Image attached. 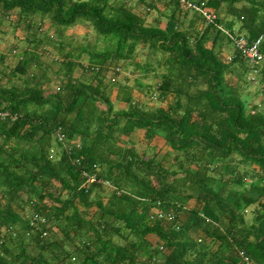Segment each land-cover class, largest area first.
<instances>
[{
    "label": "trees",
    "instance_id": "trees-1",
    "mask_svg": "<svg viewBox=\"0 0 264 264\" xmlns=\"http://www.w3.org/2000/svg\"><path fill=\"white\" fill-rule=\"evenodd\" d=\"M155 1L137 4L165 22L146 24L127 0H0L1 18L14 13L26 29L45 16L57 27L87 23L114 41L103 51L63 54L53 92H45L47 69L33 50L16 54L12 75L26 77L24 85L0 82V111L8 112L0 118V264H241L239 250L264 264V65L253 105L237 92L241 82L252 84L247 61L235 49L229 60L220 56L224 34L201 16L200 30L185 26L183 11L197 13L179 0L164 3L173 6L166 15ZM207 7L227 29L239 22L250 42L263 36L264 52V0H208ZM139 47L165 55L152 91L159 105L146 107L124 87L117 95L124 108L114 110L104 84L119 65L136 63ZM4 62L0 55V79ZM76 68L95 84L74 78ZM137 130L148 147L160 136L164 154L137 152ZM94 165L110 186L80 188L79 167ZM156 208L174 220L150 219Z\"/></svg>",
    "mask_w": 264,
    "mask_h": 264
},
{
    "label": "rangeland",
    "instance_id": "rangeland-1",
    "mask_svg": "<svg viewBox=\"0 0 264 264\" xmlns=\"http://www.w3.org/2000/svg\"><path fill=\"white\" fill-rule=\"evenodd\" d=\"M127 1L130 7L135 8L136 11L140 12L139 14L144 18L146 24H155L158 22V17H160L158 11L156 13V10L149 9L143 4H137V0ZM160 19L161 22L165 21L164 16L160 17ZM40 22L42 23L41 26L39 25ZM30 24V29H26L25 22H19V24L15 26L14 23L8 19L6 20L2 18L1 20L0 55L5 56V62L2 65V71L4 73V76L1 77L0 82L2 84H5L6 86H22L25 84L24 81L26 80V77L24 78L22 75L18 74L14 76L12 75V72L16 67V63L18 60V57L15 56H17L16 54H19L23 49L28 51L33 50L40 54L39 60L42 62L44 68L47 69V78L44 77V81H41L42 85L44 86L45 92H53V89L55 90L60 87L59 85H61L60 83H58L59 78H63L62 71L60 70V60L62 59L61 57L65 52H72L73 55L76 56L79 54L81 48H85L87 49V51L88 47L90 50L92 49L103 51L105 49H110L114 46L113 40L110 41L109 39L108 41V38H104L102 36L98 38L87 23L81 22L80 24L71 26L69 29H64V26H59V29H57V26H53V24L51 23L50 18L44 16L42 18H34ZM47 38H50V41H46ZM219 40V42H221V44L225 47V49H227L228 52H233L234 48L231 43L228 42L227 37L225 35L220 36ZM40 41H42V44L39 45ZM81 54L82 55L80 60L82 62L83 67L86 68V64L88 65V55L85 53ZM164 58L165 55L159 51L155 52L149 49H142L139 47L136 50V54L134 56V60L136 62L135 64L131 62H126L124 63L125 66L119 65L120 73H118V76L112 75L115 77L114 79L116 80H110L108 82L106 81V83L104 84L106 87L107 95L111 100H113L114 110H119V105H122V103L115 101V97L119 94L125 93V91L123 90V92H119L120 88L124 87L130 88V91L131 88L136 89V94L138 93V91L142 92L144 96L141 100H146V107L154 106L158 103L155 102L156 100L155 97L152 96V91L153 85H155L156 80L158 79L157 75L163 71V67H158L160 63L157 62L159 61V59L160 61H162V59L164 60ZM40 69L41 68L37 69V67H32L29 72L32 74L40 75L42 73ZM152 69H157L155 74L150 72ZM75 76L81 82L86 81L91 83L93 82L95 84L91 73L84 72L82 71V69H79L78 72H74V78H76ZM48 78H50V82H45V80H47ZM75 82L77 83V81ZM143 82H147L148 84H144ZM256 88L257 86L254 84L241 82L237 89V92L243 95H247L248 98L251 99V104L256 105L259 104L261 101L260 93ZM163 105H165V103H163ZM262 106L263 104L261 103V107ZM103 109V105H98L99 111ZM158 140L161 144H164L163 139V141L157 139V141ZM133 141L138 144L136 147L137 152L141 153L142 151H145V157L151 156L150 149L152 148H148V145L146 148H144L146 146L147 141L144 139L143 130H139L137 132V135H134ZM128 145L130 146V143H128ZM163 148L168 147L165 146ZM152 150H154V148ZM245 215L249 223L252 214L248 211Z\"/></svg>",
    "mask_w": 264,
    "mask_h": 264
},
{
    "label": "built area",
    "instance_id": "built-area-1",
    "mask_svg": "<svg viewBox=\"0 0 264 264\" xmlns=\"http://www.w3.org/2000/svg\"><path fill=\"white\" fill-rule=\"evenodd\" d=\"M179 2L185 8L191 9L199 16H201L207 25H214L227 37L229 41H231L234 49L238 51L239 54L247 61V64L249 66V74L247 80L252 84H257L259 82L257 78L258 72L264 65V52L262 51L263 36H259L255 40L250 42L245 35L241 33H234L228 31L226 28H223L221 24L217 23L218 15L207 7L208 0H179ZM229 59L230 57H228V60ZM259 88L264 95V82H261L259 84ZM260 96H262V94ZM6 115H8V112L0 111V118H3ZM12 117V119H14L15 116ZM55 138L57 142L61 143L63 141V135L60 131V128H58V130L55 132ZM75 148H80V142H76ZM69 151L70 148H68L67 153H69ZM53 152L54 150L51 149L49 153L50 158L53 157ZM76 163L79 164V161L76 160ZM98 172L99 168L96 165L93 166L92 171H88L83 167H79L80 177L83 181L80 185V188H86L87 185L93 183H103L105 186H110V183L108 181H101V179L98 178ZM149 217L150 219L164 220L167 222H171L175 218L174 214L171 211L166 212L161 208H156L155 210L151 211ZM36 218L37 215L34 216L32 221H35ZM238 255L241 264H256L243 250H239Z\"/></svg>",
    "mask_w": 264,
    "mask_h": 264
},
{
    "label": "crops",
    "instance_id": "crops-1",
    "mask_svg": "<svg viewBox=\"0 0 264 264\" xmlns=\"http://www.w3.org/2000/svg\"><path fill=\"white\" fill-rule=\"evenodd\" d=\"M157 2V3H156ZM166 2H169V0H156L155 1V4H156V8H159V9H161V10H163V8H165L164 9V14L166 15V14H168L172 9H173V6L172 5H164V3H166ZM159 4V5H158ZM242 4V3H241ZM240 3L238 4L239 6L241 5ZM134 9V11L135 12H138V11H136L135 10V8H133ZM153 10H155V9H153ZM156 13H157V11H156ZM195 15V16H194ZM9 16H11V19H13L12 21H14L13 23H14V25L15 26H17L18 24H19V22H18V18H16V14H14V13H12L11 15H9ZM181 17H182V21H183V23H184V25L185 26H189V25H192V23L193 24H195L196 25V27H198V30H200L201 28H202V26H203V24H202V21H201V17L198 15V14H193V12H191V13H188V12H184L183 11V13L181 14ZM193 17H195V18H193ZM10 18V17H9ZM9 18L7 17H4V19H8L9 20ZM0 19H2L1 18V16H0ZM225 20L226 21H229V20H231V17H229V18H225ZM22 22V21H21ZM163 22H165V21H163ZM77 24H80V23H77ZM53 26H54V24H53ZM221 26H223V28H228V27H226V25H222L221 24ZM57 29H59L58 27H56ZM69 29L70 27H64V29ZM229 28H232V29H227L228 31H232V32H234V33H241V34H243V35H245V33L244 32H241L240 30H239V28H240V23L239 22H235V23H233V25L231 26V27H229ZM60 30H61V28H60ZM67 31H70V30H67ZM67 31H66V33H67ZM246 36V35H245ZM46 43V42H45ZM60 44V43H59ZM232 45V44H231ZM223 45L221 44L220 45V56H222V60L223 59H226L228 56H230L233 52H228L227 51V49H225V47L223 46ZM15 53V52H14ZM67 52H65L64 54H66ZM69 53H71L72 55H73V53L72 52H69ZM75 56V55H74ZM16 57V56H15ZM81 58V57H80ZM159 61H160V59H159ZM157 62V63H160V62H162L163 61V59H162V61H160V62ZM162 66V64L161 65H159L158 67H161ZM152 68V67H151ZM38 69V68H37ZM79 69H81V68H79ZM79 69H75L74 70V72H78L79 71ZM158 69V68H157ZM156 69V70H157ZM156 70H154V69H152L150 72L151 73H156ZM74 72H73V77H74ZM78 76V75H77ZM76 77V76H75ZM114 79H112L111 81H113ZM158 81V79L156 80V82ZM60 82V79L58 80V83ZM144 83V82H143ZM146 84H148L147 82H145ZM144 83V84H145ZM154 83H155V81H154ZM146 86V85H145ZM121 89V88H120ZM130 89V88H129ZM136 89H133V88H131V92L130 93H132V95H133V97L134 98H136V100H138L139 102L141 101L142 103H144V104H146V100H144V101H142L141 99H142V97L144 96V94L142 93V92H139L138 91V93L136 94ZM138 94H139V96H138ZM116 99H115V101H118L119 103H122L121 101H119V99H117L118 97L116 96L115 97ZM124 105L125 104H123L122 103V105H119L120 106V108H124ZM159 104L157 103L156 105H154V106H148V107H150V108H155V107H157ZM139 130H137L136 131V134H135V136L137 135V132H138ZM144 131V130H143ZM157 139H160V140H162L161 139V137L160 136H155L153 139H152V141L149 143V147L150 148H154V151L156 152V151H159V150H161V152L159 153V155H158V157L160 156V155H163L164 154V152H165V148L162 150L161 148H163V145L164 144H161L160 142H159V140L157 141ZM163 141V140H162ZM163 143H164V141H163ZM133 144H134V146H135V148L137 147V143H135L134 141H133ZM147 146H145L144 148H146ZM148 147V148H149ZM152 149H150V151H152ZM137 150V149H136ZM143 153H145V151H142Z\"/></svg>",
    "mask_w": 264,
    "mask_h": 264
}]
</instances>
